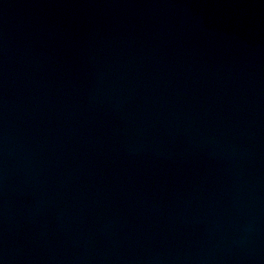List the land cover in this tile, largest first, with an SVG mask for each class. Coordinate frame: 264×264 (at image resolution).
<instances>
[{
  "label": "water",
  "instance_id": "obj_1",
  "mask_svg": "<svg viewBox=\"0 0 264 264\" xmlns=\"http://www.w3.org/2000/svg\"><path fill=\"white\" fill-rule=\"evenodd\" d=\"M0 264H264V0H0Z\"/></svg>",
  "mask_w": 264,
  "mask_h": 264
}]
</instances>
